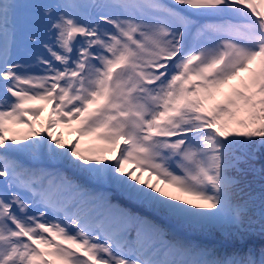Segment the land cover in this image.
Listing matches in <instances>:
<instances>
[{
  "label": "snow or ice",
  "instance_id": "obj_1",
  "mask_svg": "<svg viewBox=\"0 0 264 264\" xmlns=\"http://www.w3.org/2000/svg\"><path fill=\"white\" fill-rule=\"evenodd\" d=\"M0 264H264V0H0Z\"/></svg>",
  "mask_w": 264,
  "mask_h": 264
},
{
  "label": "rangeland",
  "instance_id": "obj_2",
  "mask_svg": "<svg viewBox=\"0 0 264 264\" xmlns=\"http://www.w3.org/2000/svg\"><path fill=\"white\" fill-rule=\"evenodd\" d=\"M234 83V82H233ZM228 89H224V91H227ZM51 109V105L47 106L45 109V112L43 113V115L41 116V121L43 122L45 120V116L48 114V112ZM74 127V126H73ZM19 130L26 132L27 131V125H23V126H18ZM55 132L57 134H62L64 137V142L67 144V141H73L76 137V133L72 132L71 135L69 134V129L68 128H64V127H57L55 129ZM10 135V133H9ZM102 147V145L99 144V142L96 141H91V138H86L85 141H82L81 143V147Z\"/></svg>",
  "mask_w": 264,
  "mask_h": 264
},
{
  "label": "bare ground",
  "instance_id": "obj_3",
  "mask_svg": "<svg viewBox=\"0 0 264 264\" xmlns=\"http://www.w3.org/2000/svg\"><path fill=\"white\" fill-rule=\"evenodd\" d=\"M45 117H47V115H46ZM43 122H44V121H43ZM69 141H70V140H68L67 143H68Z\"/></svg>",
  "mask_w": 264,
  "mask_h": 264
},
{
  "label": "trees",
  "instance_id": "obj_4",
  "mask_svg": "<svg viewBox=\"0 0 264 264\" xmlns=\"http://www.w3.org/2000/svg\"><path fill=\"white\" fill-rule=\"evenodd\" d=\"M256 187H257V190H258V185Z\"/></svg>",
  "mask_w": 264,
  "mask_h": 264
}]
</instances>
